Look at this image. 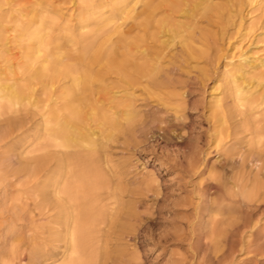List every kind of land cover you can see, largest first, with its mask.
<instances>
[{"label": "bare ground", "instance_id": "obj_1", "mask_svg": "<svg viewBox=\"0 0 264 264\" xmlns=\"http://www.w3.org/2000/svg\"><path fill=\"white\" fill-rule=\"evenodd\" d=\"M64 1L0 0V119L8 123L6 132L1 135L0 131V148L12 146L16 133L23 134L28 125H36L35 147L40 153L33 159L21 153L18 168L5 165L4 154H0L1 202L12 213L6 231L13 240L9 263L141 264L136 245L131 244L149 227L139 205L143 198L156 196L157 181L132 188L123 172L110 165L104 149L115 133L136 121L134 95L138 89L165 95L173 88L157 78L163 56L154 50L158 31L164 29L183 39L184 25L176 21L177 14H192L198 5L193 6L192 0H141L137 13L136 0H75L66 17L65 8H61ZM256 1L249 0L251 4ZM258 1L264 11V0ZM215 6L206 2L201 8L222 15L223 7ZM107 7L111 9L106 11ZM124 20L132 21L128 29L121 24ZM135 32L143 36L131 38ZM199 36L195 45L203 42L195 49L186 45L188 36L180 43L193 54L198 46L206 47L205 38L199 40ZM248 50L239 53L233 66L226 64V69L232 67L226 70L231 81L228 93L231 91L229 97L236 109L226 106L221 96L210 115L209 137L217 143L213 145L227 162L225 167L220 171L213 167L206 173L197 157L189 167L193 175L216 183L221 196L239 197L240 204L253 210L262 198L260 184L230 165V148L222 146L244 123L251 140L264 148V54L256 56L253 49L252 53ZM249 54L252 56L247 57ZM230 57L237 59L234 54ZM22 113L26 119L10 124L11 115ZM159 130L167 136L169 129ZM194 153L200 154L198 149ZM208 187H199L200 201ZM210 202L207 244L202 247L206 253L201 254L200 246L194 248L195 264H233L237 252L251 255L252 249L259 247L257 221L251 215L243 220L232 210L225 212L216 199ZM16 221L24 224L18 229ZM179 231L165 232L162 238L180 241ZM128 248L134 249L130 253ZM225 248L228 251L219 255ZM208 250H213V259L206 256ZM129 255L132 258L128 260Z\"/></svg>", "mask_w": 264, "mask_h": 264}, {"label": "rangeland", "instance_id": "obj_2", "mask_svg": "<svg viewBox=\"0 0 264 264\" xmlns=\"http://www.w3.org/2000/svg\"><path fill=\"white\" fill-rule=\"evenodd\" d=\"M201 1L192 0L193 6L198 5L192 12L193 15L191 13L177 14L176 18H182L176 19V21L184 25L181 31L185 33L182 34L188 36L187 39L189 38V44L186 45L195 49L198 43L203 42L199 41L195 45L198 41L196 38L198 39L200 35L205 38L206 44L204 45L206 47L201 46L202 48H200L198 46L196 49L199 48L198 51L201 49L199 55L197 50H194L192 54L189 50L187 52L183 43L182 45L180 43L186 36L184 38L181 35L183 38L181 39L172 33L169 34L167 30L158 31L159 41L155 44L154 50L163 56L159 61L161 64L156 73L157 78H160V81L170 88L172 85L173 88H169L170 90L166 91L165 95L163 92L156 91L149 94L138 89L134 95V106L136 115L138 114L136 121L131 123L133 126L126 125L124 130L115 133L114 138L107 143L104 152L111 162L110 165L123 172L126 177L125 181L127 180L126 183L128 182L132 188H137L145 181L150 180L157 181L154 186L160 190L153 198L151 195L148 198H143V203L139 205V212L144 215L149 227L140 231L136 241L132 242L131 245L135 243L137 252L141 257V264H195V249L200 246L201 254L206 253V248L202 247L207 244L204 238L209 231L207 224L212 199H216L227 213L232 210L238 217L251 215L255 222L257 221L255 235L259 239L257 242L259 247L252 249V256L246 252H237L234 255L233 264H264V148L260 149L256 140H251L250 132L246 131L244 123L235 131V136L222 144L224 148L227 146L230 148V165H233L237 171H241L249 181L257 180L260 184L262 198L258 200L257 206L255 205L253 210H247L245 203L240 204L242 201L239 197L229 199L221 196L216 183L210 181L207 183L208 181L205 180L207 177L202 178L205 176L193 175L189 167V163L196 157L198 160L201 158L199 163L203 165L202 168L206 173L213 167L218 171L223 170L227 163L223 157L216 153L217 143L215 144L213 138L209 137L211 136L210 133L212 134L210 129L213 120L210 115L213 113L215 100L221 96H224L223 102L226 106L229 105V108L236 109L233 97H229L231 91L228 93V89H230L231 81L227 73L232 68L230 66L239 61L238 56L241 52L245 53L246 51L247 53V49H251L248 51L252 53L253 49V53H257L256 56L264 54V11L259 8L258 0L253 4L249 0H240L241 2L231 0V2L233 1L231 6L229 5L231 2L228 3L227 0H224L226 2L223 0ZM75 2V0H65L61 8H65L67 12ZM136 2L135 6L138 13L142 3L141 0H136ZM206 2L211 3L212 6L223 7L219 14L224 17H221L222 15L217 16L216 11L211 13L206 8H201ZM237 2L243 3L238 4ZM233 3L236 4L233 6ZM239 5L241 6L239 7ZM110 9L111 7H107L105 10L109 11ZM200 10L204 11H202L203 14L200 13ZM213 13L215 15L211 16ZM69 15V12L65 13L66 17ZM209 16L211 17L208 18ZM257 19L259 20L257 21ZM121 22L124 28L127 27L126 29L132 24L131 20ZM245 23L247 27H245ZM238 24H241V28L244 30L238 28L240 27ZM248 26H253V28L248 31L246 30L249 28ZM186 30L190 32L188 35ZM135 33L131 38L143 36L139 32ZM200 38L199 40H202ZM257 38L259 39L257 40ZM187 39L185 43H187ZM232 54L237 55V59L236 57L230 59ZM251 56L250 54L247 55V57ZM226 64L230 65V68L226 69ZM184 92L186 98L183 99L182 94ZM166 95L168 96L166 97ZM24 119H26L25 113L11 115L10 124ZM7 126L8 123L1 118V135L6 132ZM159 127L169 129L167 136L164 132H160ZM37 131L36 125H28L25 133L18 132L13 136L12 146L0 148V154H4L3 162L5 165H9L10 168L20 167L19 155L21 153H24L23 157L26 159H33L40 155L36 152L37 148L35 147ZM19 140H22V143ZM194 148L198 149L200 154H195ZM209 148L210 150H208ZM229 171L230 169L227 170L228 176ZM201 186H209L203 201L199 199L201 195L199 187ZM2 190L3 186L0 185V224L2 225L0 227V264H10L13 240L6 231L12 224V221L7 219L12 213L1 202ZM189 202L192 205H186ZM5 217L7 221L3 219ZM16 223L18 229L21 224H24L17 221ZM168 231H179L183 237L182 240L166 242L162 235ZM149 232H152L153 235H149ZM237 240L234 238V241ZM154 244L156 247L152 246ZM191 245L193 246L191 247ZM151 247H153V252L150 251ZM133 249L128 248V251L131 253ZM212 251H207L206 256L209 259L214 258ZM227 251L225 248L219 255ZM129 258L131 259L132 255L126 259L129 260Z\"/></svg>", "mask_w": 264, "mask_h": 264}]
</instances>
